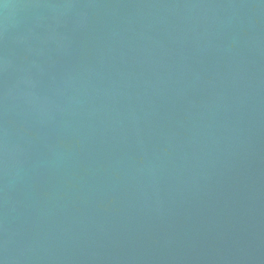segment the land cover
I'll list each match as a JSON object with an SVG mask.
<instances>
[{
  "label": "water",
  "instance_id": "obj_1",
  "mask_svg": "<svg viewBox=\"0 0 264 264\" xmlns=\"http://www.w3.org/2000/svg\"><path fill=\"white\" fill-rule=\"evenodd\" d=\"M0 264H264V0H0Z\"/></svg>",
  "mask_w": 264,
  "mask_h": 264
}]
</instances>
